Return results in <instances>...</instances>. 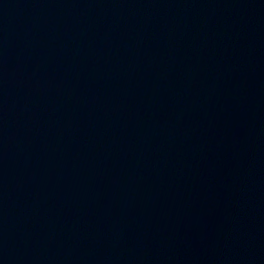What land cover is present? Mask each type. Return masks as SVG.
Wrapping results in <instances>:
<instances>
[{
  "label": "water",
  "instance_id": "obj_1",
  "mask_svg": "<svg viewBox=\"0 0 264 264\" xmlns=\"http://www.w3.org/2000/svg\"><path fill=\"white\" fill-rule=\"evenodd\" d=\"M0 264H264V0H0Z\"/></svg>",
  "mask_w": 264,
  "mask_h": 264
}]
</instances>
